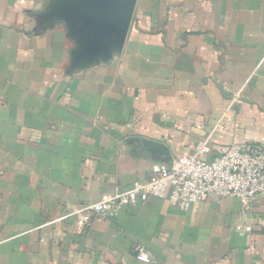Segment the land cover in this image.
<instances>
[{
  "label": "crops",
  "instance_id": "0c3cea01",
  "mask_svg": "<svg viewBox=\"0 0 264 264\" xmlns=\"http://www.w3.org/2000/svg\"><path fill=\"white\" fill-rule=\"evenodd\" d=\"M206 137L264 147V0H0V264H264V197L70 214Z\"/></svg>",
  "mask_w": 264,
  "mask_h": 264
},
{
  "label": "built area",
  "instance_id": "2783aa9c",
  "mask_svg": "<svg viewBox=\"0 0 264 264\" xmlns=\"http://www.w3.org/2000/svg\"><path fill=\"white\" fill-rule=\"evenodd\" d=\"M209 138L199 139L191 151L170 158L166 164H153L146 178L128 188L103 192L95 202L78 204L70 210L77 222L89 226L94 214L115 215L121 207L137 206L149 197L166 198L168 203L187 210L211 196L237 198L244 212L264 197V147L247 142L222 147L211 155ZM248 233L250 225L237 226ZM136 258L149 262L143 246H136Z\"/></svg>",
  "mask_w": 264,
  "mask_h": 264
},
{
  "label": "water",
  "instance_id": "95a60500",
  "mask_svg": "<svg viewBox=\"0 0 264 264\" xmlns=\"http://www.w3.org/2000/svg\"><path fill=\"white\" fill-rule=\"evenodd\" d=\"M130 17H131V8L118 7L115 16L111 19L112 21L111 32L115 35L118 42L122 41L124 38ZM144 142H146L147 145L150 146L152 149L158 150L161 154L165 155V157H167L166 162L169 161V157H170L169 152L164 144L153 140H144Z\"/></svg>",
  "mask_w": 264,
  "mask_h": 264
}]
</instances>
